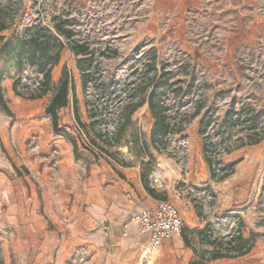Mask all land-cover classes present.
<instances>
[{"label":"rangeland","instance_id":"obj_1","mask_svg":"<svg viewBox=\"0 0 264 264\" xmlns=\"http://www.w3.org/2000/svg\"><path fill=\"white\" fill-rule=\"evenodd\" d=\"M0 6L16 13L14 24L0 33L7 41L34 26L55 35L53 19L69 15L76 36L94 48L101 77L116 83L91 118L86 101L95 92L82 91L76 59L55 35L65 46L52 71L53 89L40 100L0 101V119L6 121L0 123V264H107L116 249L113 227L87 221L98 215L99 194L114 186L106 180L116 167L136 171L128 184L143 206L169 203L183 221L181 236L165 242L167 249L156 251L152 264H191L211 249L207 241L226 244L238 228L244 237L257 235L254 258L242 263L264 262V139L243 146L247 122L223 126L231 110H254L261 115L256 127L264 126V0H0ZM106 47L117 50L114 59L99 56ZM150 63L174 72L187 64L193 73L191 95L166 100L172 118L181 100L176 121L192 113L197 101L205 104L201 116L213 111L204 136L198 133L201 116L169 135L166 155L150 142L149 91H134ZM2 67L1 91L15 63L0 57ZM64 70L76 101L70 92L58 125L76 140L78 160L45 114ZM23 77L32 83L34 73L27 68ZM130 99L145 103L126 118Z\"/></svg>","mask_w":264,"mask_h":264},{"label":"trees","instance_id":"obj_2","mask_svg":"<svg viewBox=\"0 0 264 264\" xmlns=\"http://www.w3.org/2000/svg\"><path fill=\"white\" fill-rule=\"evenodd\" d=\"M15 18V12L0 6V33L8 30L14 24ZM75 24V19L70 18L69 15H60L53 19V31L57 37L65 40L66 46L76 59V69L80 75L82 91L87 93L89 89H92L95 92V99L86 101L90 117L92 118L99 107L100 100L106 101L110 99L114 93L113 89L116 83L113 80L106 81L101 77V63L95 56V50L91 47L88 40L82 38V36H76ZM55 35L46 28L34 26L16 39L7 41L5 37L0 36L1 60L5 64L15 63L16 74L13 79L12 91L16 97L31 101L40 100L53 89L52 71L59 64L61 53L65 46ZM106 48L105 50H108L109 53L107 52L106 54L105 50L104 52L99 51V56L105 59H114L117 56V50ZM27 68L34 73L32 83L24 81L23 75ZM167 68L161 66V70L158 71L155 63L147 64V75L144 81L134 88V91H149L146 102L154 120L150 142L154 150L161 155H166L167 142L165 139L169 135L181 133L184 130V125H189L193 120L200 117L205 109L204 102L197 101L194 104L192 113H185L176 121L179 109L184 106L182 100L189 97L192 93L195 78L187 64L180 65V69L175 72ZM4 69L5 67L0 69V80L3 78ZM149 73H152V75L149 76ZM70 92L76 101L73 79L64 70L56 85L55 93L45 108V114L51 120L52 132L72 145L74 158L78 160L76 140L58 125V111L66 107ZM170 96L174 100L182 99L176 110V116L173 118L168 114L169 109L166 105V100ZM0 101L3 102L1 88ZM129 102L125 106L126 118L142 106L145 100L136 104L133 103V99H130ZM5 111L9 112L7 107H5ZM242 112L244 111H240L239 114L234 113L232 110L227 112L223 120V126L231 128L239 125L240 121L247 122L250 133L247 137V142L243 146L257 145L264 139V126L256 127L261 115L256 114L254 110H247L244 115ZM212 118L213 111L207 109L199 121L198 133L200 136H204L207 133L211 126ZM210 150L209 145L205 144L204 153L207 162L211 166V161L208 157ZM259 227L264 229V221ZM248 233V236L244 237L242 230L238 228L226 244L220 241H207L211 249L204 251L191 264H205L210 261L237 258L249 254L255 245L257 235L251 231ZM260 236H264V232ZM183 241L185 245L189 246L186 237H183Z\"/></svg>","mask_w":264,"mask_h":264},{"label":"crops","instance_id":"obj_3","mask_svg":"<svg viewBox=\"0 0 264 264\" xmlns=\"http://www.w3.org/2000/svg\"><path fill=\"white\" fill-rule=\"evenodd\" d=\"M15 74L16 71L14 70V73H11V77L7 78V80L5 81V86L1 93L4 100L7 98L13 104H18V102H20V98L14 95L11 85L13 84L12 78L15 76ZM0 123L6 125V121H3L2 118L0 119ZM114 169L115 171L111 170V172L108 173L109 179H105L107 182H111V184H113L114 186L107 187L105 191L99 194L96 207L98 211V215H96L97 218L91 213L92 215L88 216L87 222L90 225L91 223H94V219H97L98 222L102 225V229H108L106 227H109L111 229L113 227L111 230L114 231V235L112 232L110 236L115 238L114 246L116 249L114 257L111 258L107 264H137V255L142 250V248L139 249V246L144 245L145 239L134 234H132V236L128 239L121 238L120 225L122 222L126 221L127 219L136 215L142 209L147 207L141 204V201L138 199L137 193L133 189H131L128 184L132 183V181H134V179L136 178V171L123 168L117 169V167ZM140 194L141 193L139 192V195ZM140 197L143 198L142 195H140ZM91 207L93 209L94 205H92ZM92 209L90 208V211H92ZM254 247L252 248L250 253L245 256L219 259L207 262L205 264H240L246 260L254 258ZM163 248L167 249V244L163 245V247L156 251H162ZM156 251H154V253ZM153 254H151L149 258L150 260L148 259L149 262L151 261ZM151 263L152 261L149 264ZM260 263L264 262H257V264Z\"/></svg>","mask_w":264,"mask_h":264},{"label":"built area","instance_id":"obj_4","mask_svg":"<svg viewBox=\"0 0 264 264\" xmlns=\"http://www.w3.org/2000/svg\"><path fill=\"white\" fill-rule=\"evenodd\" d=\"M183 227L178 211L166 202L144 208L120 225L121 238L128 239L134 234L145 239L146 246L141 250V254L145 255L142 263L146 264H149L151 254L163 247L165 242L180 237Z\"/></svg>","mask_w":264,"mask_h":264},{"label":"bare ground","instance_id":"obj_5","mask_svg":"<svg viewBox=\"0 0 264 264\" xmlns=\"http://www.w3.org/2000/svg\"><path fill=\"white\" fill-rule=\"evenodd\" d=\"M153 253H154V252H153ZM153 253H152V254H153ZM140 255H141V254H140ZM144 258H145V255L140 256V262H141V264H142V260H143ZM149 260H150V259H149ZM149 260H148V261H149ZM150 262H151V261H150ZM150 262H149V263H150ZM151 264H152V263H151Z\"/></svg>","mask_w":264,"mask_h":264}]
</instances>
